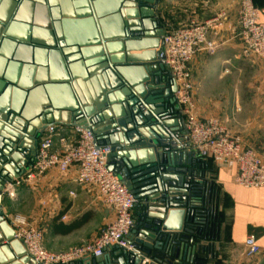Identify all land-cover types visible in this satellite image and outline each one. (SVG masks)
Here are the masks:
<instances>
[{
    "label": "water",
    "instance_id": "water-1",
    "mask_svg": "<svg viewBox=\"0 0 264 264\" xmlns=\"http://www.w3.org/2000/svg\"><path fill=\"white\" fill-rule=\"evenodd\" d=\"M161 2L0 0V264H40L15 239L4 191L32 168L52 125L109 146V171L137 200L128 239L139 254L117 249L73 264L193 262L208 191L177 83L159 59Z\"/></svg>",
    "mask_w": 264,
    "mask_h": 264
},
{
    "label": "crops",
    "instance_id": "crops-1",
    "mask_svg": "<svg viewBox=\"0 0 264 264\" xmlns=\"http://www.w3.org/2000/svg\"><path fill=\"white\" fill-rule=\"evenodd\" d=\"M253 1L264 24V0ZM238 3L239 0H162L157 13L165 31L190 21H206L225 14L223 29L208 37L209 42L218 47L213 53L200 51L189 66L196 111L203 120L215 118L223 123L228 120L229 126L225 125L229 132L241 139L244 148L255 150L264 160V98L259 104L262 111L257 114H251L247 108L243 111L245 115L240 107L243 103L253 104L248 94L240 103L239 89L243 77L246 83L252 78L254 65L252 59L243 55L237 37ZM260 74L264 82L262 64ZM182 119L185 126L183 116ZM63 129L66 133L73 131V127ZM198 160L204 161L199 157ZM200 172L205 173V182L210 187L209 208L219 216V223L212 234L207 228L210 238L200 243L198 254L206 255L207 264H264V187L237 185L235 166L213 164L210 168L202 167ZM76 174L75 169L64 175L53 170L34 183L18 188L16 197L6 196V216L10 219L19 214L36 225L43 232L44 246L52 252L92 242L114 219V212L94 189L75 183ZM211 174L218 190L213 191L208 177ZM250 235L257 239L260 253L247 260L243 250Z\"/></svg>",
    "mask_w": 264,
    "mask_h": 264
},
{
    "label": "built area",
    "instance_id": "built-area-1",
    "mask_svg": "<svg viewBox=\"0 0 264 264\" xmlns=\"http://www.w3.org/2000/svg\"><path fill=\"white\" fill-rule=\"evenodd\" d=\"M239 38L243 55L256 57L264 62V24L260 11L252 0L240 4ZM225 15L220 14L203 23H192L166 31L159 51L172 78L177 83L175 99L185 120L189 147L201 159L213 158L219 165L237 169L234 181L245 188L264 187V160L252 149L244 148L218 119L203 120L199 117L193 98L190 64L200 51L213 53L218 45L209 42V35H217L224 26ZM64 126L52 125L44 132L38 144L37 159L24 176L8 183L5 194L16 197L17 189L34 183L50 171L67 174L75 169V183L94 189L114 212V219L92 241L63 252H52L43 243V232L21 215H13L9 221L15 230V239L26 248L29 256L40 264H73L84 259H95L111 254L117 249L138 255L129 242V235L136 225L137 200L108 169L111 148L107 145L96 148L92 134L73 127L71 133ZM71 195L75 193L71 192ZM209 208L208 194L206 196ZM206 218V222H207ZM260 253L257 239L250 235L244 242L243 255L247 260ZM145 258L143 264L150 263Z\"/></svg>",
    "mask_w": 264,
    "mask_h": 264
},
{
    "label": "rangeland",
    "instance_id": "rangeland-1",
    "mask_svg": "<svg viewBox=\"0 0 264 264\" xmlns=\"http://www.w3.org/2000/svg\"><path fill=\"white\" fill-rule=\"evenodd\" d=\"M241 1L242 0H239V3H238V11H237V26H238V33H237V37L239 38V33H240V26H239V18H240V4H241ZM253 1V0H252ZM253 3H254V5H255V2L253 1ZM256 6V5H255ZM224 14V13H223ZM225 15V14H224ZM204 21H196V23H203ZM190 23H192V21H190V22H188V23H185V24H182L181 26L179 25L178 27H175L174 29H177V28H179V27H182V26H185V25H188V24H190ZM170 30H172V29H170V28H168L167 29V31H170ZM239 40H240V38H239ZM240 42H241V40H240ZM241 44H242V42H241ZM242 52H243V49H242ZM250 59H252V63H253V65H254V67H253V75H252V78H251V76H248V78L250 77L251 79H249L248 81H247V83H246V80L244 79L245 77H243V79H242V84H241V87H240V89H239V99H240V103H241V101H242V97L244 98V96H245V94H248V97L250 98V99H252L253 100V104L252 105H245V103H243V104H241V110H242V113H246V112H243L244 111V109H249V110H251L252 111V113L251 114H257V113H259V112H261L262 111V106L261 105H259L260 104V102L261 103H263L262 101L263 100H261V99H263L264 98V82H263V80H262V78H261V74H260V67H261V64L262 65H264V62L263 61H261L260 59H258V58H256V57H251ZM191 73V72H190ZM191 80H192V75H191ZM247 84V85H246ZM246 85V86H245ZM229 108V106L227 107V109ZM233 108V107H232ZM226 114H228V113H226ZM251 114H248V115H251ZM246 115V114H245ZM226 116V115H225ZM220 121V123H221V125L223 126V127H225L228 131H229V129L227 128V126L225 125V123H227V125L229 126V122H228V120L227 121H225V123H223L221 120H219ZM234 136V135H233ZM235 137H237V136H235ZM238 139H240L239 137H237ZM241 140V139H240ZM242 142V141H241ZM253 150V149H252ZM255 151V150H254ZM256 152V151H255ZM258 154V153H257ZM208 159H210L212 162H213V164H214V166H219V163H216L215 161H214V159L211 157V158H207V159H204V160H208ZM205 175V173L203 174V178L205 177L204 176ZM208 177H210L211 179H212V174H211V176L209 175ZM209 178V179H210ZM207 189V191L209 192V190H210V187H209V185H208V187L206 188ZM17 215H19V214H17ZM195 235V234H194ZM194 243H195V245L196 244H200L201 242L200 241H197L196 239H195V237H194ZM201 251V247L200 248H198L197 249V251H196V253H199ZM196 253H195V255H196ZM194 255V256H195Z\"/></svg>",
    "mask_w": 264,
    "mask_h": 264
},
{
    "label": "trees",
    "instance_id": "trees-1",
    "mask_svg": "<svg viewBox=\"0 0 264 264\" xmlns=\"http://www.w3.org/2000/svg\"><path fill=\"white\" fill-rule=\"evenodd\" d=\"M197 165H200V169H202V167L210 168L213 165V162L210 159L204 160V161L199 160ZM200 169H199V171H200ZM211 181H212L213 191L215 189L218 190L217 184L214 181V177H212ZM212 188H211V190H212ZM205 205H206V199L204 198V205L202 206V210L206 211L205 214H206V218L208 219V221L202 225L196 226V228L193 229L195 231V233H194L195 235H192L195 237V239L197 241H200V242H205L206 240H209V238H210V237H208L209 236V233H208L209 230L211 231V234H212L213 228L218 227V223H219V216L218 215L215 216L216 212L214 213V209L213 208H207V205L206 206ZM134 212H135V216H136V220H137L136 209L134 210ZM207 228H209V230ZM187 264H189V263H187ZM191 264H207L206 255H204V253L203 254L197 253V255H195L193 262Z\"/></svg>",
    "mask_w": 264,
    "mask_h": 264
}]
</instances>
